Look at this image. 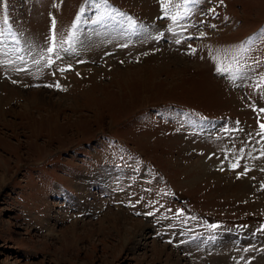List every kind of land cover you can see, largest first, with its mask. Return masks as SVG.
Here are the masks:
<instances>
[{"label": "rangeland", "instance_id": "1", "mask_svg": "<svg viewBox=\"0 0 264 264\" xmlns=\"http://www.w3.org/2000/svg\"><path fill=\"white\" fill-rule=\"evenodd\" d=\"M261 125L264 0H0V264H260Z\"/></svg>", "mask_w": 264, "mask_h": 264}, {"label": "snow or ice", "instance_id": "2", "mask_svg": "<svg viewBox=\"0 0 264 264\" xmlns=\"http://www.w3.org/2000/svg\"><path fill=\"white\" fill-rule=\"evenodd\" d=\"M54 24H55V22H53V27H54ZM52 51H53L52 48L48 49V52H52ZM217 70L219 71L220 69L218 68ZM261 128H262V130H264V125H261Z\"/></svg>", "mask_w": 264, "mask_h": 264}, {"label": "bare ground", "instance_id": "3", "mask_svg": "<svg viewBox=\"0 0 264 264\" xmlns=\"http://www.w3.org/2000/svg\"><path fill=\"white\" fill-rule=\"evenodd\" d=\"M1 179H4V178H1ZM82 186V185H81ZM87 187V186H86ZM82 189H84L83 187H82ZM258 260V259H257ZM258 262V261H257ZM259 262H261L260 264H264V257H261V259H260V261Z\"/></svg>", "mask_w": 264, "mask_h": 264}]
</instances>
